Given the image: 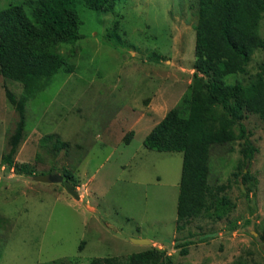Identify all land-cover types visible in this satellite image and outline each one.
Listing matches in <instances>:
<instances>
[{
	"label": "rangeland",
	"instance_id": "obj_1",
	"mask_svg": "<svg viewBox=\"0 0 264 264\" xmlns=\"http://www.w3.org/2000/svg\"><path fill=\"white\" fill-rule=\"evenodd\" d=\"M24 1L0 0V11ZM101 1L77 0L82 37L61 48L65 65L19 110L13 102L27 95L37 55L18 38L0 39V264H264L257 115L242 121L244 137L210 150L209 185L228 199L225 217L203 213L181 230L183 154L143 144L191 96L197 0H123L115 13L95 11ZM263 61L259 50L247 74L227 82L250 84ZM61 143L68 146L57 150ZM139 239L152 243H133Z\"/></svg>",
	"mask_w": 264,
	"mask_h": 264
},
{
	"label": "trees",
	"instance_id": "obj_2",
	"mask_svg": "<svg viewBox=\"0 0 264 264\" xmlns=\"http://www.w3.org/2000/svg\"><path fill=\"white\" fill-rule=\"evenodd\" d=\"M120 1L123 0H102L95 11L115 13ZM197 2L191 96L170 110L143 143L152 151L183 154L177 204L178 230L203 213L211 217L214 213L217 219L225 217L230 203L226 197H216L209 185L210 150L213 146L244 137L241 123L247 113L257 115L264 122V61L250 84L227 82L228 77L247 74L254 54L259 50L264 52V0ZM77 7V0H25L0 11V39L4 45L18 38L37 55L26 78L27 95L18 104L17 100L13 102L17 110L24 108L25 102L36 92L51 85L56 78L52 71L62 69L68 60L62 55L61 48L76 44L82 37ZM114 26V30H118L119 21ZM18 63L12 60L9 66L18 71ZM247 145L246 158L251 159L254 149L249 143ZM67 146V143H61L55 148L61 150ZM66 179L71 181L69 175ZM193 243L186 241L182 246ZM133 261L138 262L139 258L131 259V263Z\"/></svg>",
	"mask_w": 264,
	"mask_h": 264
},
{
	"label": "water",
	"instance_id": "obj_3",
	"mask_svg": "<svg viewBox=\"0 0 264 264\" xmlns=\"http://www.w3.org/2000/svg\"><path fill=\"white\" fill-rule=\"evenodd\" d=\"M58 181L60 182L61 180L58 179ZM63 183L65 185V189L67 193L73 196L75 199L79 200L80 195L78 191L73 187V185L69 181H64ZM255 234L257 235V233ZM133 243L136 245H150L152 242H150L149 240H145V239H139V240H133Z\"/></svg>",
	"mask_w": 264,
	"mask_h": 264
}]
</instances>
